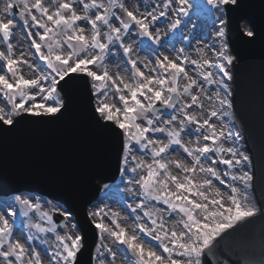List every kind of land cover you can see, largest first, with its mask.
<instances>
[{
    "label": "snow or ice",
    "instance_id": "obj_1",
    "mask_svg": "<svg viewBox=\"0 0 264 264\" xmlns=\"http://www.w3.org/2000/svg\"><path fill=\"white\" fill-rule=\"evenodd\" d=\"M207 4L223 16L225 8L239 7V0H207ZM157 7L161 6L140 12L138 7L129 8L124 0H55L53 4L46 0H0V44L6 45L0 50V60L6 65V71L0 68V94L4 99L0 104V132L11 131L26 117L59 119L71 102L69 91L79 83L86 88L90 86L94 99L93 119L99 126L122 137L119 170L128 175L127 191L142 197L135 206L128 205L132 213L137 210L143 213L142 217H136L138 222L132 232L121 225L118 212L111 213L110 224L103 219L94 221L101 241L107 234L116 245L124 246L121 251L132 254L134 264H209L208 254L219 242L218 238L223 239L229 234L228 230L242 227L258 211L248 203L247 190L253 177L242 171L250 163V157L234 146V142L241 139L240 133L226 126L218 128L212 122V118L223 120L228 115L225 109L231 108L232 102L228 99V85L223 79L214 80L213 73L207 69L215 67L222 77L231 80L227 65L233 63L234 57L228 54L226 42H222L218 50L214 49L215 61L205 58L202 48L197 50L201 58L190 60L184 55V48H180L174 56L159 53L155 66L150 69V73L156 74H146L139 66L140 61L132 55L133 43H125V40L135 31L139 37L161 45L156 23L167 17L171 9L175 18L169 28L177 29L182 23L179 17L188 16L192 5L189 0H163L162 10L157 12ZM18 20L30 29L31 47L43 66L25 58L24 53L15 54L11 41ZM225 24L224 19H219L217 38L225 36ZM254 35L252 30L246 32L249 38ZM117 47L123 50L133 70L129 78L110 73L104 65L105 58ZM187 64L199 70L200 83L189 74ZM21 65H27L36 75L25 78ZM144 66L147 67V63ZM182 79L186 82L181 86ZM203 82L218 84L226 95L221 97L217 91L215 99L220 108L210 110L207 118L200 119L190 109L203 108L202 96L213 99L204 92ZM194 88L199 89L196 94H193ZM110 92L118 99L111 100ZM182 97H190V102ZM164 115L169 119H163ZM189 126L197 130L195 146H189L182 139V133ZM156 133L166 134L167 142L152 138L151 134ZM226 143L230 146L226 147ZM172 145L182 148L191 158L190 166L180 160L164 158L162 154ZM149 150L150 163L138 160L133 154ZM219 165L226 166L227 170L221 173ZM173 166L183 175L174 174ZM199 174L204 178L197 179ZM151 201L162 202L167 206L166 211L179 215L181 230L167 227L163 216L158 214L159 209L148 210L146 202ZM14 202L0 204V264H45V258L31 243L39 240L42 245L47 244L39 233L55 234V247L51 248L47 264H79L78 254L84 248V237L79 232L73 233L75 224L69 227L70 210L64 209L61 213L62 227L68 229L61 234L53 220L57 209L45 211L39 197L23 194L15 195ZM17 204L24 217L36 214L41 221H47V226L29 222L28 228L34 231H30L23 242L13 238ZM102 211L89 215L100 216ZM143 218H147L151 226L141 222ZM140 234L158 242L156 247L146 248ZM101 247L104 253L100 252ZM44 251L48 253L49 249ZM105 254L111 257L108 264H114L117 251L98 245L95 258Z\"/></svg>",
    "mask_w": 264,
    "mask_h": 264
},
{
    "label": "water",
    "instance_id": "obj_2",
    "mask_svg": "<svg viewBox=\"0 0 264 264\" xmlns=\"http://www.w3.org/2000/svg\"><path fill=\"white\" fill-rule=\"evenodd\" d=\"M227 10L230 43L238 57L233 63L235 114L253 154L262 211L218 238L208 261L264 264V0H239V7ZM243 21L252 26L254 38L243 33ZM69 96L68 110L59 119L26 117L11 131L0 132V194L36 191L65 203L84 231L79 264H92L97 236L87 207L102 184L117 177L122 137L93 119L90 86L79 83ZM248 168L251 174L250 163Z\"/></svg>",
    "mask_w": 264,
    "mask_h": 264
},
{
    "label": "rangeland",
    "instance_id": "obj_3",
    "mask_svg": "<svg viewBox=\"0 0 264 264\" xmlns=\"http://www.w3.org/2000/svg\"><path fill=\"white\" fill-rule=\"evenodd\" d=\"M55 0H47L48 4H53ZM106 2V0H105ZM126 5L129 6V8L138 7L140 12L145 11V8L147 10H151L152 7H155L157 5H160L161 7H157V12L162 10V4L163 0H124ZM189 3L192 5V7L189 9V15L188 16H180L182 23L177 29H170L169 24L171 21L175 18V13L169 10V15L167 17H162L160 20L156 23L155 27H158L160 29L161 33V45H155L151 41H149L146 37H139L136 35L135 31L128 37V39L125 40V43H133L134 45V51L132 53L134 58H137L140 61V67L143 71H145L146 74H152L155 75L156 73L152 72L150 73V69H152L154 65V60L156 56L159 53H165L170 56H174L177 54V51L180 48H184V55H187L191 58L192 55H195V51L198 49H203L206 51V56L208 59L216 60V57L214 55V49L218 50L222 42L227 41V18L226 15H221L220 11H217L216 8H214L212 5L207 4V0H189ZM174 6V5H173ZM81 7V6H80ZM117 14H119V10L117 9ZM225 11V10H224ZM219 19H224L226 21L225 24V36L221 38L216 37V32L218 31L220 25H219ZM118 24V22H117ZM87 27V26H86ZM90 27V26H89ZM20 31L21 38L20 41L15 40V35L12 39L13 45H19L21 43L23 46H20V48H24L30 56L33 58L30 61L33 63H39L41 66H43V62L38 61V56L34 55V51L31 49V38L28 36L29 28H26L25 26H22L19 21H17V27ZM102 31H106V29H102ZM16 32V30H15ZM184 37H188V39H184ZM5 45L0 44V50H4ZM23 52V51H22ZM32 54V55H31ZM228 54L232 55L229 44H228ZM30 57V58H31ZM35 58V59H34ZM127 57L123 54V50L120 48H113L111 55L109 57L105 58L104 65L109 69L110 73H119L121 76H124L125 78L131 77L132 69L130 63L127 62ZM145 63H147V67H145ZM0 68H3L5 70V62L0 60ZM186 68L188 71L191 72V75L198 80V83L202 81V78L199 76V73L195 71V68H189L186 65ZM210 69V68H209ZM227 69L229 71V65H227ZM43 70V67L42 69ZM102 70V69H101ZM198 70V69H197ZM199 71V70H198ZM213 73V79L216 81H219L221 79L224 80V82L228 85V92L231 93L230 86L228 84V79L226 77H222V73L218 71L217 68L213 67L212 70ZM9 76L11 74H8ZM36 75L34 71L31 72L30 77L25 78H33ZM183 79L181 80V86L183 83H185ZM198 89V88H197ZM205 89V87H203ZM219 91L221 94V97L225 96V90L219 86L218 84H214L212 88L208 90L207 95L212 96L213 100L217 101L215 99V93ZM193 94H196L193 92ZM2 94H0V104H3L1 101ZM110 99L111 100H117L118 96H111L110 92ZM228 99H230V95L228 96ZM182 100H188L190 102V97H182ZM212 101V100H211ZM209 104V102H208ZM199 108L197 106H193L192 109H190V112L197 114L198 118L204 119L207 116L208 111L212 110L211 108ZM172 110L169 109L168 112H171ZM225 111L228 113L226 116L227 119L223 118V120L220 123H216L217 127L226 126L228 128V124L231 125L232 130L234 133L239 132L241 139L237 142H234V146L238 147L240 151H243L246 154L245 151V145L243 141V136L240 132V130L237 128L233 121V116L231 115V108H226ZM163 119H169V116L164 115ZM212 122L213 119H212ZM229 129V128H228ZM152 138L154 139H160L164 140V142H167L166 134H151ZM195 137L197 138V130L193 126H189L184 130L182 133V139L186 144H190L189 138ZM201 144L203 143V140L201 138L200 140ZM225 146H230L229 144H225ZM137 156L138 160L143 159L146 162H151V152L149 151H135L133 153ZM166 160L172 161L173 155H177L175 158L176 160H180L182 162L186 161L188 162L189 166L191 163V160H189V157L186 153L183 152V149L180 148L177 145H172L171 148L168 150L167 153L162 154ZM226 169V166L219 165V171L223 173ZM139 171V170H138ZM172 171L176 175H183V173L179 170H177L174 166L172 167ZM235 171V170H234ZM242 171L249 172L248 165L247 167L243 168ZM140 174H146L144 172H141ZM139 176H137V179ZM203 175H198L197 179H203ZM128 175L122 174L116 184H110L107 188L104 189L102 197L95 203V205L90 209L91 212H95L97 210L102 209L100 216L93 217L94 221L99 222L101 219H103L104 223H111V213L112 212H118L119 213V222L122 226L131 229L133 231L136 228L137 224V216H143V213L141 210H137L136 213H132L131 209L128 207V205L135 206L136 203L139 202V199H142V197H137L133 193H129L127 191V188L129 185L127 184ZM216 186L221 187L222 190L227 191L226 187L223 185H219L218 182H215ZM251 183V182H250ZM237 186L240 187L241 185L237 183ZM248 191V203L251 205H254L256 207V203L254 201L251 187L247 190ZM137 192H139V189L137 188ZM14 196L12 199H10V202H13ZM5 202L9 201H0V204H3ZM147 203V209L153 210V209H159L160 215L163 216L165 223H172V227L175 225V227H178V230H181V226L179 225L178 221L180 219V216L176 213H173V216H170V213L166 211L165 205L162 204V202L157 201H151L146 202ZM43 205V210L50 211L52 209H49L46 205ZM54 208V207H53ZM2 210V209H0ZM107 213V215H105ZM22 217V222L24 225L25 230L29 234L30 231H34V229H29L28 224L29 222L35 224V223H43L45 226H47V221H41L39 216L36 214L30 215V217H24L22 213L20 214ZM148 226H151V222L147 218H143L142 221ZM69 227L73 225L72 223L68 224ZM177 225V226H176ZM68 229H63V231H67ZM58 232H60L59 229H57ZM73 233L79 232L77 228L72 229ZM138 231V230H137ZM14 233V231H13ZM63 234L62 232H60ZM41 239L46 240L47 244H43L42 247L44 249H49L48 254H43L42 250L40 248L36 247L37 251H40L42 254V257H45V264H47L48 256L50 255V251L52 247H55V234L54 233H39L38 234ZM141 238L143 240V243L145 247H153L155 248L157 243L156 241H152L150 237H146L143 234H140ZM15 236H18L22 242L25 240L22 236L27 237L26 234L20 235V234H14L13 238ZM39 241V240H38ZM32 243V242H31ZM40 243V241H39ZM34 244V243H32ZM41 244V243H40ZM104 244L109 247H112L114 251H117V257L115 259L114 264H134V258L132 257V254H127L125 251H121L120 249H123L124 246H118L116 245L113 240L105 234V238L103 241H100L99 245ZM100 252L104 253L105 249L103 247L100 248ZM97 256V251L96 255ZM111 259L110 256L105 254L104 256L99 257V259L95 258V264H108V261Z\"/></svg>",
    "mask_w": 264,
    "mask_h": 264
},
{
    "label": "bare ground",
    "instance_id": "obj_4",
    "mask_svg": "<svg viewBox=\"0 0 264 264\" xmlns=\"http://www.w3.org/2000/svg\"><path fill=\"white\" fill-rule=\"evenodd\" d=\"M46 2H47V0H46ZM81 7H82V5H80ZM87 27H89V26H87ZM90 28V27H89ZM20 38H21V34H20V31L18 30V31H16L15 32V40H17V41H20ZM19 45L20 46H23L21 43H19ZM22 49V51H23V53H24V56H25V58H27L28 60H30V54L26 51V50H24V48H21ZM196 53H194L195 55H192L191 56V58L189 57V59L191 60V59H200L201 58V54L198 52V51H195ZM20 54V49H18V52H17V55H19ZM32 55V54H31ZM204 56H205V58H208L207 56H206V51H204ZM187 66L189 67V68H195V66L194 65H190V64H187ZM21 67H22V69H25L24 70V76L25 77H30L31 76V72L33 71L31 68H29L27 65H21ZM208 71H211L212 72V70H213V68H210V69H207ZM195 71L197 72V73H199V71L195 68ZM189 72V74L191 75V72L190 71H188ZM213 85L214 84H209V83H207V82H203V87H205V89H204V92L207 94L208 93V90L210 89V88H212L213 87ZM199 89H197V88H194V90H193V92L194 93H196L197 91H198ZM201 99L203 100V106H205L204 108H206V109H208V108H211V109H219L220 108V105H219V102L218 101H215V100H213L212 99V101L211 100H207V99H204V97L202 96L201 97ZM208 102H209V104H208ZM209 112V111H208ZM208 114V113H207ZM197 115V114H196ZM206 118H207V116H206ZM225 119H227V117L225 116L224 117ZM213 119V121H214V123H220L222 120H217L216 118H212ZM228 128L229 129H231L232 130V127H231V125H229L228 124ZM189 140H190V144H189V146H195V143H196V141H197V138H195V137H192V138H189ZM177 157V155H173V160H176L175 158ZM189 160H191V158L189 157ZM185 163H188V162H186V161H184ZM200 175H203V174H200ZM170 216H173V213H171L170 214ZM166 224V226L167 227H169V228H171L172 227V223H165ZM175 226V225H174ZM177 226V225H176ZM128 229V228H127ZM177 230H178V227L176 228ZM129 230V232H132L131 231V229H128Z\"/></svg>",
    "mask_w": 264,
    "mask_h": 264
}]
</instances>
